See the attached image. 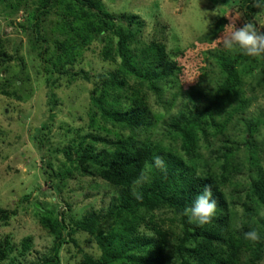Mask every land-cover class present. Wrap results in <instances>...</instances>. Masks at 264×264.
Listing matches in <instances>:
<instances>
[{
	"label": "trees",
	"instance_id": "16d2710c",
	"mask_svg": "<svg viewBox=\"0 0 264 264\" xmlns=\"http://www.w3.org/2000/svg\"><path fill=\"white\" fill-rule=\"evenodd\" d=\"M32 5L27 17L28 43L45 62L49 81L55 82L56 74L74 65L92 40L109 33L116 38L114 54L120 57L119 67L97 76L99 83L90 92L89 117L99 115L103 123L131 131L127 139L84 136L106 146L99 153L92 145L82 144L84 140L79 142L75 156L70 147L63 149L68 160H76L85 170L92 167V173L115 194L104 212L89 210L71 224H66L63 213L60 219L42 217L40 222L55 233L50 255L42 264H60L65 230L69 236L83 231L94 239L100 257H86V264H261L264 156L255 135L264 120L242 114L251 100L243 97L241 73L255 69L242 64L249 56L237 49L220 48L222 53L216 55L220 79L214 90L187 89L185 107L163 122L156 138L144 140L138 135L151 125L145 92L140 84H129L128 79H140L152 86L179 77L181 66L168 57L164 44H142L140 19L124 14L117 20L102 0H33ZM250 9L255 10L253 6ZM229 23L226 14L217 18L213 25L220 27L214 32L216 37ZM103 38L109 43L103 55L108 58L112 55L111 38ZM11 58L0 52V66ZM84 75L88 80L89 73ZM1 92L11 94L4 89ZM123 100L129 101V109H123ZM221 114L225 120H216ZM234 116L239 123L229 131L226 122ZM205 185L212 189L217 210L209 224L200 226L190 223L184 210ZM10 214L0 209V221ZM165 222H169L167 229ZM251 230L259 232V241L245 239L244 234ZM29 240L23 238L24 250ZM11 248L9 236H5L0 241V263Z\"/></svg>",
	"mask_w": 264,
	"mask_h": 264
},
{
	"label": "rangeland",
	"instance_id": "374dc122",
	"mask_svg": "<svg viewBox=\"0 0 264 264\" xmlns=\"http://www.w3.org/2000/svg\"><path fill=\"white\" fill-rule=\"evenodd\" d=\"M32 1L0 0V52L12 57L0 66V209L11 211L7 219L0 221V241L9 236L12 246L0 264H42L55 241V233L40 222L42 217L60 219L63 213L66 224H71L89 210L104 212L115 194L92 173V167L85 170L76 160H68L64 148L70 147L75 156L79 142L84 140L82 144L92 145L99 153L106 146L84 136L115 140L127 139L131 134L127 129L103 123L99 115L89 117L90 92L99 83L97 76L108 75L119 67L120 57L114 54L116 38L109 33L92 40L74 65L56 74L55 82L49 81L45 62L28 43L27 17ZM102 1L117 20L124 14L136 15L142 22L141 43H163L168 57L181 66L179 77L172 76L152 86L140 79H128L129 84H140L145 92L151 125L138 135L144 140L156 138L163 122L185 107L188 100L184 93L190 87H203L208 93L214 90L220 79L216 55L222 53L219 49L224 48L226 32L225 28L219 37L214 33L220 30L219 26L213 27L219 16L226 14L235 25L251 23L264 33V6L256 0ZM104 36L111 38L112 55L108 58L103 56L109 44ZM242 64L255 68L245 73L241 67L243 97L251 100L242 114L248 119L264 120V81L259 80L264 78V54L249 56ZM85 72L89 73L88 80ZM2 89L11 94H3ZM236 104V100L232 101L233 106ZM122 107L129 109V101L123 100ZM223 119L225 115L216 116L218 121ZM228 121L229 131H234L233 126L239 122L235 116ZM255 140L264 156V124ZM168 224L165 222V228ZM25 237L30 240L24 250ZM63 238L60 264H86V257H100L94 239L86 232L76 231L69 236L65 230Z\"/></svg>",
	"mask_w": 264,
	"mask_h": 264
},
{
	"label": "clouds",
	"instance_id": "9594fccd",
	"mask_svg": "<svg viewBox=\"0 0 264 264\" xmlns=\"http://www.w3.org/2000/svg\"><path fill=\"white\" fill-rule=\"evenodd\" d=\"M258 4H264V0H257ZM226 49H237L248 56H260L264 54V33L257 31L251 23H245L237 28L235 23H229L222 40ZM193 80V79H192ZM191 81V80H190ZM159 164L160 161L157 160ZM217 202L212 199V189L205 185L203 190L195 196L191 205L184 210L190 223L200 226L209 224L216 215ZM245 239L256 242L260 240V234L256 230L244 234Z\"/></svg>",
	"mask_w": 264,
	"mask_h": 264
}]
</instances>
